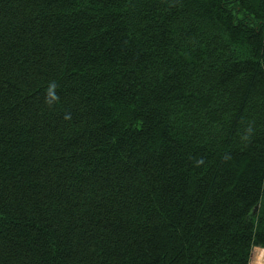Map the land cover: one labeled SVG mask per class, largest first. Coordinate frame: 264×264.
Wrapping results in <instances>:
<instances>
[{
  "label": "trees",
  "instance_id": "obj_1",
  "mask_svg": "<svg viewBox=\"0 0 264 264\" xmlns=\"http://www.w3.org/2000/svg\"><path fill=\"white\" fill-rule=\"evenodd\" d=\"M260 251L264 0H0V264Z\"/></svg>",
  "mask_w": 264,
  "mask_h": 264
},
{
  "label": "rangeland",
  "instance_id": "obj_2",
  "mask_svg": "<svg viewBox=\"0 0 264 264\" xmlns=\"http://www.w3.org/2000/svg\"><path fill=\"white\" fill-rule=\"evenodd\" d=\"M254 264H264V253L258 252L254 259Z\"/></svg>",
  "mask_w": 264,
  "mask_h": 264
},
{
  "label": "water",
  "instance_id": "obj_3",
  "mask_svg": "<svg viewBox=\"0 0 264 264\" xmlns=\"http://www.w3.org/2000/svg\"><path fill=\"white\" fill-rule=\"evenodd\" d=\"M255 212H256V209L254 210V213L253 214H255Z\"/></svg>",
  "mask_w": 264,
  "mask_h": 264
},
{
  "label": "bare ground",
  "instance_id": "obj_4",
  "mask_svg": "<svg viewBox=\"0 0 264 264\" xmlns=\"http://www.w3.org/2000/svg\"><path fill=\"white\" fill-rule=\"evenodd\" d=\"M262 252V251H261ZM263 253H264V251H263Z\"/></svg>",
  "mask_w": 264,
  "mask_h": 264
}]
</instances>
